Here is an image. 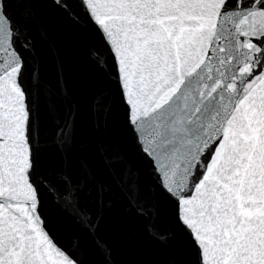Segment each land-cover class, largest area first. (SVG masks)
Masks as SVG:
<instances>
[{"label":"snow or ice","instance_id":"snow-or-ice-1","mask_svg":"<svg viewBox=\"0 0 264 264\" xmlns=\"http://www.w3.org/2000/svg\"><path fill=\"white\" fill-rule=\"evenodd\" d=\"M0 264H264V0H0Z\"/></svg>","mask_w":264,"mask_h":264},{"label":"water","instance_id":"water-1","mask_svg":"<svg viewBox=\"0 0 264 264\" xmlns=\"http://www.w3.org/2000/svg\"><path fill=\"white\" fill-rule=\"evenodd\" d=\"M63 36V33H61ZM68 44L69 47L66 50V60L68 62V80L69 86L75 91V100L80 107V120L78 123V141L81 144L90 143L96 139L94 129H93V117L90 112V103L91 97L95 92L100 91V87L87 89L82 85L86 80L94 78V74L88 66L86 58V47L80 37L73 32L68 33ZM49 76H53L54 73L49 71ZM127 150V145H125ZM90 161L94 164L97 169L98 175L101 179L106 182L109 180V177L106 171L103 169L102 164L99 159L91 151L84 153ZM130 158L137 165V167L143 168V165L140 164L134 156ZM122 199L118 206H122ZM61 218L57 217L59 221ZM130 223L139 227L141 222L135 219L134 217L129 218Z\"/></svg>","mask_w":264,"mask_h":264}]
</instances>
